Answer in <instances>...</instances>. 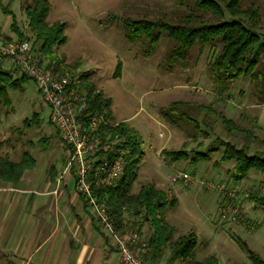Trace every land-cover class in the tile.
Segmentation results:
<instances>
[{"label":"rangeland","instance_id":"rangeland-1","mask_svg":"<svg viewBox=\"0 0 264 264\" xmlns=\"http://www.w3.org/2000/svg\"><path fill=\"white\" fill-rule=\"evenodd\" d=\"M48 1L46 21L65 24L66 40L56 51L66 64L76 65L68 70L79 75L89 74L96 87L112 99L113 120L127 119L125 123L141 136L142 157L131 192H137L143 183H152L166 191L169 198L177 199L173 208L167 206L165 209L166 221L174 227L171 240L192 231L196 238L197 260L213 255L216 264H250L235 240L238 238L264 260V206L247 199L251 193L264 192V175L251 170L243 179L234 180V161L220 160L226 143L235 147L245 145L248 154L264 152V103L255 102L248 80L234 82L227 95L218 93L206 72L211 50L208 46L194 47L186 65L170 66L164 61L167 38L161 39L150 56L143 57L138 44L125 39L121 21L109 19L110 16L143 15L151 18L163 13L175 16L184 6L180 7L174 0ZM250 1L260 9V29L264 33V0H243L242 4ZM30 3L31 0H0V40L21 39L32 44L33 34L25 13ZM18 33L22 34L21 38ZM117 65L120 69L115 77ZM1 69L11 71L14 77L21 75L14 64L4 63ZM8 94L9 104H0V139L4 141L0 153L18 161L23 151H28L35 166L26 169L25 175L38 178L42 183L52 181L53 173L58 179L65 164L66 150L36 84L27 78L20 89L9 90ZM173 101L209 104L240 127L251 130L258 141L241 133L227 132L219 119L206 110L195 115L200 129L198 135L188 136L184 130L169 125L159 114L161 107ZM34 113L38 115L36 123ZM25 119L29 120V125L24 123ZM40 138L47 140L44 147ZM179 149L188 153L187 159L173 161L163 154L164 150ZM194 151L208 152L207 158L190 162ZM178 172L189 173L192 180L185 185L171 181ZM63 177L59 179L57 194L62 192L67 197L72 187L64 189ZM206 181L235 188V198H227L225 191L215 186L202 184ZM228 204L229 210L225 208ZM123 216L124 222H128L126 229L132 230L130 223L137 218L127 213ZM150 232L149 224L144 223L141 235L146 242ZM169 253V247H164L161 264H184L181 260L167 262Z\"/></svg>","mask_w":264,"mask_h":264},{"label":"trees","instance_id":"trees-1","mask_svg":"<svg viewBox=\"0 0 264 264\" xmlns=\"http://www.w3.org/2000/svg\"><path fill=\"white\" fill-rule=\"evenodd\" d=\"M174 1L180 7L184 6V9L178 10L179 13L175 16L163 13L151 18L143 15L110 16L109 19L121 21L125 39L129 43H137L139 53L143 57L150 56L161 39L167 38L169 42L165 48L164 61L170 66L175 63L186 65L190 51L194 47L208 46L211 50L206 72L217 92L227 95L234 82L247 79L251 96L257 104H263L264 33L260 29L259 7L252 1L244 5L243 0ZM49 8L48 0H31V3L25 7L28 26L33 34L31 49L40 64H44L54 72L63 73L75 68L76 65L71 67L64 62L63 56L57 54V46L66 40L63 34L65 24L59 21L48 23L46 16ZM18 35L19 38L22 37L21 33ZM2 41L11 42L9 38H4ZM119 69L117 65L115 77ZM26 79L23 74L14 77L11 71L0 69V104L8 105L10 102L8 91L20 89ZM78 86L85 92L87 98V107L84 111L87 116L102 114L111 121L112 99L96 87L89 74L79 75ZM202 110L212 113L219 119L227 132L241 133L251 140L258 141L251 130L240 127L233 119L226 117L209 104L173 101L161 107L159 114L169 125L184 130L188 136L195 137L198 135L197 132H200L195 115ZM33 117H36L34 119L36 123L37 113H34ZM50 121L52 122L51 118ZM202 122L208 126L203 120ZM24 123L30 124L28 119H25ZM112 123V125H102V129L112 136L118 134L123 145L128 149L124 156V169L115 185L96 188L94 195L99 202L104 203L114 223L115 231L118 234L134 231L141 235L142 225L146 222L149 224L151 232L147 242L143 239L146 243L145 247L139 248L140 244L133 246V251L143 264H157L163 255L164 247L170 249L167 258L169 263L181 260L184 264H216L217 260L213 255L197 260L194 252L196 238L192 231L171 240L174 227L166 221L165 209L167 206L173 208L176 205L175 197L169 198L166 191L155 187L152 183H143L137 192H131L137 174V164L142 157V139L140 134L125 122ZM56 133L58 134L57 130ZM39 141L44 147L47 140L40 138ZM3 144L4 141L0 139V151ZM163 154L173 161L188 158V153L183 149L164 150ZM207 155L208 152L194 151L190 162L205 160ZM220 160L234 161L232 175L234 180L243 179L251 170L264 175V152L248 154L245 145L235 147L231 143H226ZM34 166L35 160L28 151H23L18 161L10 160L7 154L0 153V179L3 181L15 184L26 169ZM247 199L264 206V192L251 193ZM80 200L86 207L81 197ZM124 213L137 218L130 223L132 230L126 229L128 222H124ZM235 240L246 253L250 264H264L261 256L250 249L245 241L238 238Z\"/></svg>","mask_w":264,"mask_h":264},{"label":"built area","instance_id":"built-area-1","mask_svg":"<svg viewBox=\"0 0 264 264\" xmlns=\"http://www.w3.org/2000/svg\"><path fill=\"white\" fill-rule=\"evenodd\" d=\"M4 63L14 64L21 74L32 79L42 101L50 109L49 116L66 150L65 164L58 181L66 174L72 176L75 191L101 231L112 241L121 261L124 264H143L133 251L136 244H140L141 249L145 247L141 235L134 231L118 234L104 203L94 195L96 188L115 185L124 169V156L128 149L118 134L112 136L102 129V125H112V121L102 114L88 117L84 112L87 98L78 86L79 74L70 70L54 72L40 64L28 41L0 40V69ZM191 180L187 172H178L171 177V181L184 185ZM202 184L225 191L227 198L236 196V189L226 187L225 183L206 181ZM225 208L229 210L230 204Z\"/></svg>","mask_w":264,"mask_h":264},{"label":"crops","instance_id":"crops-1","mask_svg":"<svg viewBox=\"0 0 264 264\" xmlns=\"http://www.w3.org/2000/svg\"><path fill=\"white\" fill-rule=\"evenodd\" d=\"M126 120L111 118L115 123ZM26 171L15 184L0 179V262L124 264L83 206L72 177H63L64 189L72 187V193L64 197L62 192L57 194L59 181L54 173L51 182L42 183L25 175Z\"/></svg>","mask_w":264,"mask_h":264}]
</instances>
